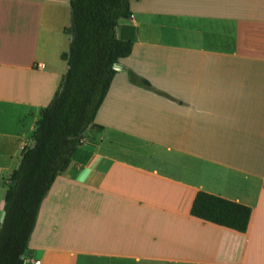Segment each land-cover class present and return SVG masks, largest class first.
Instances as JSON below:
<instances>
[{
  "label": "crops",
  "instance_id": "obj_1",
  "mask_svg": "<svg viewBox=\"0 0 264 264\" xmlns=\"http://www.w3.org/2000/svg\"><path fill=\"white\" fill-rule=\"evenodd\" d=\"M129 2L130 51L42 200L24 264H264V0ZM69 25L70 0H0V224L67 69ZM199 190L249 206L247 229L191 215Z\"/></svg>",
  "mask_w": 264,
  "mask_h": 264
},
{
  "label": "trees",
  "instance_id": "obj_2",
  "mask_svg": "<svg viewBox=\"0 0 264 264\" xmlns=\"http://www.w3.org/2000/svg\"><path fill=\"white\" fill-rule=\"evenodd\" d=\"M129 0H70L71 36L67 69L50 102L39 111L23 147L18 166L10 174L0 224V264H24V255L42 200L56 176L79 151L85 130L94 121L116 73L114 65L130 51L131 37L119 34L120 19L130 17ZM130 82L171 98L145 78L127 69ZM89 154L84 152V159ZM190 214L244 232L251 208L199 190Z\"/></svg>",
  "mask_w": 264,
  "mask_h": 264
},
{
  "label": "built area",
  "instance_id": "obj_3",
  "mask_svg": "<svg viewBox=\"0 0 264 264\" xmlns=\"http://www.w3.org/2000/svg\"><path fill=\"white\" fill-rule=\"evenodd\" d=\"M39 263V261L38 260H36L35 262H34V264H38Z\"/></svg>",
  "mask_w": 264,
  "mask_h": 264
},
{
  "label": "water",
  "instance_id": "obj_4",
  "mask_svg": "<svg viewBox=\"0 0 264 264\" xmlns=\"http://www.w3.org/2000/svg\"><path fill=\"white\" fill-rule=\"evenodd\" d=\"M2 215H4V212H3V214ZM2 218H3V216H2Z\"/></svg>",
  "mask_w": 264,
  "mask_h": 264
},
{
  "label": "rangeland",
  "instance_id": "obj_5",
  "mask_svg": "<svg viewBox=\"0 0 264 264\" xmlns=\"http://www.w3.org/2000/svg\"><path fill=\"white\" fill-rule=\"evenodd\" d=\"M7 183V182H6Z\"/></svg>",
  "mask_w": 264,
  "mask_h": 264
}]
</instances>
